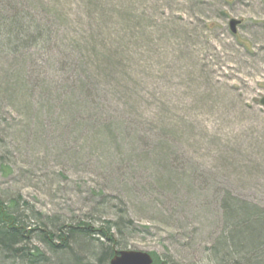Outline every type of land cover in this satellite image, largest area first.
<instances>
[{
	"label": "rangeland",
	"instance_id": "374dc122",
	"mask_svg": "<svg viewBox=\"0 0 264 264\" xmlns=\"http://www.w3.org/2000/svg\"><path fill=\"white\" fill-rule=\"evenodd\" d=\"M0 12L48 31L0 52L9 211L27 229L88 228L95 253L108 230L115 250L220 264L228 201L264 211V0H0ZM27 235L44 264H76ZM84 248L71 250L86 264Z\"/></svg>",
	"mask_w": 264,
	"mask_h": 264
},
{
	"label": "trees",
	"instance_id": "16d2710c",
	"mask_svg": "<svg viewBox=\"0 0 264 264\" xmlns=\"http://www.w3.org/2000/svg\"><path fill=\"white\" fill-rule=\"evenodd\" d=\"M47 36L48 31L34 20H28L24 13L10 16L0 12V52H18L43 42ZM9 210L10 208L5 206L0 198V261H5L6 264L11 261L13 264H44L40 249L36 248L35 253L21 245L26 241L27 234L32 235L35 232L49 250L56 254H70L76 264L85 263L81 255H76L73 249L71 250L72 245L86 247L84 249L90 256L86 264H105L117 251L115 249L118 245L108 230L105 232L96 230L106 242L101 243V251L95 253V250L88 246L89 242L84 244L82 241L89 231L88 228L74 225L51 228L46 222L45 224L40 221L41 225L27 229L28 227L21 222L24 218H20L17 210ZM225 216L227 231L217 241L219 252L223 253L221 257L216 255L219 263L264 264V211H258V208L246 201L231 198L225 206ZM151 255L154 259L153 264H170Z\"/></svg>",
	"mask_w": 264,
	"mask_h": 264
},
{
	"label": "water",
	"instance_id": "95a60500",
	"mask_svg": "<svg viewBox=\"0 0 264 264\" xmlns=\"http://www.w3.org/2000/svg\"><path fill=\"white\" fill-rule=\"evenodd\" d=\"M239 20H230L232 32H236ZM260 104L264 106V97L260 99ZM109 264H153V257L150 253L137 250H118L110 259Z\"/></svg>",
	"mask_w": 264,
	"mask_h": 264
}]
</instances>
